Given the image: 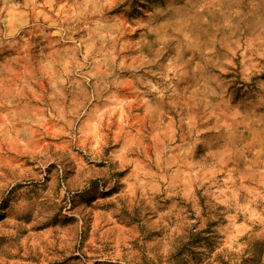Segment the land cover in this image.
I'll use <instances>...</instances> for the list:
<instances>
[{"label": "rangeland", "instance_id": "374dc122", "mask_svg": "<svg viewBox=\"0 0 264 264\" xmlns=\"http://www.w3.org/2000/svg\"><path fill=\"white\" fill-rule=\"evenodd\" d=\"M0 264H264V0H0Z\"/></svg>", "mask_w": 264, "mask_h": 264}]
</instances>
